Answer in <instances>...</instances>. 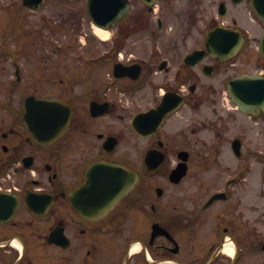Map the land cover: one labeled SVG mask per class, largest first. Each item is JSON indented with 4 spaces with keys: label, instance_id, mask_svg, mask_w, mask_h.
Returning <instances> with one entry per match:
<instances>
[{
    "label": "flooded vegetation",
    "instance_id": "flooded-vegetation-1",
    "mask_svg": "<svg viewBox=\"0 0 264 264\" xmlns=\"http://www.w3.org/2000/svg\"><path fill=\"white\" fill-rule=\"evenodd\" d=\"M260 1L131 0L110 42L0 46V264H264V220L244 210L264 108L228 88L264 76ZM225 28L234 57L207 44ZM29 97L63 101L61 125Z\"/></svg>",
    "mask_w": 264,
    "mask_h": 264
},
{
    "label": "rangeland",
    "instance_id": "rangeland-1",
    "mask_svg": "<svg viewBox=\"0 0 264 264\" xmlns=\"http://www.w3.org/2000/svg\"><path fill=\"white\" fill-rule=\"evenodd\" d=\"M86 0H46V6L32 11L21 0H0V46H96L99 35L85 7ZM160 10L153 13L156 23ZM161 15V14H160ZM68 24L58 26V20ZM112 33L104 36L106 42ZM109 46V44H107ZM41 70H44L42 68ZM253 124V121H249ZM257 125L249 139L260 138ZM264 143L249 140L244 146V210L250 218L264 220Z\"/></svg>",
    "mask_w": 264,
    "mask_h": 264
},
{
    "label": "water",
    "instance_id": "water-1",
    "mask_svg": "<svg viewBox=\"0 0 264 264\" xmlns=\"http://www.w3.org/2000/svg\"><path fill=\"white\" fill-rule=\"evenodd\" d=\"M24 4L31 7L32 9H39L43 4L44 0H23ZM87 9L96 25L100 27H111L115 25L120 19H122L131 10V4L128 0H88ZM262 15V14H261ZM225 41L231 40V33H225ZM239 46H232L237 49ZM264 54V46H260ZM245 86L247 87H244ZM231 95L233 100L247 112L256 114V110L264 104V94L258 96L259 92L264 91V81L258 76H239L232 80L230 85ZM59 104L55 100L48 99H34L31 97L27 100L26 108L27 114L32 115L30 108L37 107V111L40 116L48 117L50 114L57 117L60 113ZM37 112V113H38ZM51 119V121L53 120ZM42 123L43 127L49 126V121ZM54 123L52 122V125ZM45 125V126H44ZM122 168L119 169L120 175L122 176Z\"/></svg>",
    "mask_w": 264,
    "mask_h": 264
},
{
    "label": "bare ground",
    "instance_id": "bare-ground-1",
    "mask_svg": "<svg viewBox=\"0 0 264 264\" xmlns=\"http://www.w3.org/2000/svg\"><path fill=\"white\" fill-rule=\"evenodd\" d=\"M95 33L100 35V36H106L107 35V30L100 28V27H95ZM228 250H232V248L230 247Z\"/></svg>",
    "mask_w": 264,
    "mask_h": 264
}]
</instances>
